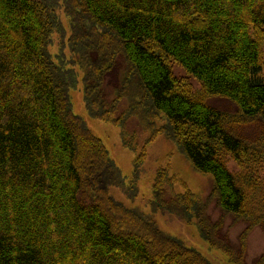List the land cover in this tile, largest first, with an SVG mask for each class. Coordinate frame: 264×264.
Segmentation results:
<instances>
[{
	"label": "trees",
	"instance_id": "16d2710c",
	"mask_svg": "<svg viewBox=\"0 0 264 264\" xmlns=\"http://www.w3.org/2000/svg\"><path fill=\"white\" fill-rule=\"evenodd\" d=\"M60 7L70 60L48 50L64 35ZM76 70L88 117L118 127L133 153L128 182L73 113ZM159 135L211 188L175 194L160 168L152 212L194 224L229 264H264V251L246 261L248 236L264 231V0H0V264H211L110 192L136 198L145 145ZM227 217L244 224L237 243Z\"/></svg>",
	"mask_w": 264,
	"mask_h": 264
},
{
	"label": "rangeland",
	"instance_id": "374dc122",
	"mask_svg": "<svg viewBox=\"0 0 264 264\" xmlns=\"http://www.w3.org/2000/svg\"><path fill=\"white\" fill-rule=\"evenodd\" d=\"M56 15L64 35L54 34L52 44L48 50L53 57L60 56V53H63L66 60H70V54L66 45L67 38L70 36L69 20L62 7L57 9ZM76 72L78 74V84L70 93L73 113L83 118L92 133L103 142L111 159L119 168L126 182H128L132 177L133 153L121 145L120 129L118 127L88 117L83 100L82 75L78 70ZM172 73L177 79H188L193 92L200 91L198 84L188 78L181 68L174 65ZM105 89L106 93H108L110 90L108 82ZM208 103L224 112H235V108L227 101L209 99ZM114 116H117V114ZM129 129H134L132 124L129 126ZM146 135V133H138L137 143L139 147L143 145ZM145 150L147 156L137 183L138 193L136 198L132 201L128 200L115 187L110 189L111 194L126 206L139 209L151 215L161 231L180 239L186 245L198 250L211 264H229L219 250L211 248L204 239H201L194 224H187L171 214L152 212L150 206V202L153 200L152 183L157 170L160 168H167L169 174H172L176 178V182L172 187L175 194H181L185 190H188L201 198H206L211 188V176L196 171L177 147L162 135H159L152 143L145 145ZM235 166L233 162L229 164L231 170L235 169ZM166 195L167 199L171 198V189H167ZM208 213L213 220L219 216V211L214 207L213 203L210 204ZM224 223L223 231H227L232 243H237L239 233L244 228V224L232 225L229 217L225 219ZM263 251L264 231L255 229L247 238L246 261L250 263L254 258L262 254Z\"/></svg>",
	"mask_w": 264,
	"mask_h": 264
}]
</instances>
